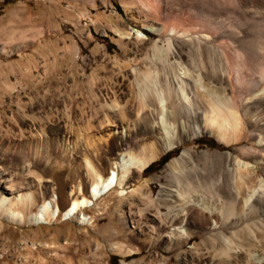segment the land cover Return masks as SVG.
I'll use <instances>...</instances> for the list:
<instances>
[{"label": "bare ground", "instance_id": "1", "mask_svg": "<svg viewBox=\"0 0 264 264\" xmlns=\"http://www.w3.org/2000/svg\"><path fill=\"white\" fill-rule=\"evenodd\" d=\"M235 1L242 8L252 0ZM130 2L124 1L127 10ZM159 18L145 13L140 19L161 36L154 42L139 28H116L122 36L135 35L129 47L133 55H141V44L147 41L153 45L158 61L153 59L149 66H143L145 69L137 66L136 59L127 58L125 64L116 62L120 64L111 85L95 87L97 72L92 73L89 91L93 100L88 108L79 109L87 133L76 132L63 118L53 122L49 132L43 129L42 134L31 129L27 132L22 126L11 133L0 122L1 159L17 154L29 169L43 159L41 150L51 148L59 154L72 153L80 164L86 163L90 178L89 195H77L72 188L67 195L69 204L62 211L50 184L28 180L18 186L11 174L14 172L0 170V215L22 224H40L51 223L62 211L64 220L92 224L84 211L95 204L102 192L118 187L122 188L119 195L140 197L148 207L150 193L144 194L137 183L143 172L163 153L210 134L231 149L203 150L199 154L186 148L167 163L166 176L174 184L162 181L164 175L145 179L148 183L152 179L162 181L160 200L166 210L156 213L165 215L170 226L165 236L170 243L181 236L189 237L184 225H193L204 231L205 245L223 264H264V16L247 27H225L216 35L169 27ZM223 40L241 51L245 59L241 69L231 68ZM237 67L234 65L235 70ZM19 113L21 124L30 128L32 123L22 107ZM169 128L175 129V135L168 133ZM109 158L122 166L121 174L117 169L110 175L103 174L100 165ZM219 165L231 166L229 172L217 169ZM3 188L10 193L7 195ZM200 188L215 206L210 204L212 201L202 205L186 198L188 190ZM178 201L182 203L176 208ZM119 220L127 235H139L125 213L119 214ZM153 234L141 239L147 247L158 238ZM119 247L112 245L114 249ZM184 253L185 250L180 252ZM202 260L204 264L213 263L209 254Z\"/></svg>", "mask_w": 264, "mask_h": 264}, {"label": "rangeland", "instance_id": "2", "mask_svg": "<svg viewBox=\"0 0 264 264\" xmlns=\"http://www.w3.org/2000/svg\"><path fill=\"white\" fill-rule=\"evenodd\" d=\"M124 1H131L130 10ZM246 5L250 12H246ZM263 7L262 0H252L242 8L235 0H0L1 125L4 129L9 128L11 133L18 132L22 126L27 132L31 129L35 134H42L43 129L49 132L54 127L53 122L63 118L76 132L87 133L79 109L90 105L92 73L97 72L95 87L111 85L120 64L116 62L125 64L127 58L136 59L137 66L145 69L153 59L158 61L152 44L142 43L141 55H133L129 47L135 35L129 38L116 30L135 27V30L139 28L146 32L153 42L159 40L161 36L140 21L145 13L160 17V21L169 27L216 35L228 26L252 25L259 17L263 18ZM223 44L230 66L233 65L231 68L234 71L241 69L245 63L241 51L227 40H223ZM234 65L239 67L235 70ZM21 107L32 123L30 128L20 122ZM168 131L175 135L174 128ZM186 148L201 154L203 150L226 151L231 146L214 135L202 134L197 141H188L163 153L137 181L144 194L150 193V205L147 207L137 196L119 195L121 187L102 192L95 204L91 203L84 211L92 224L63 219L62 211L69 204L67 195L72 188L77 195H89L86 163L80 164L74 154L44 149L41 150L43 159L35 161L29 169L17 154L0 158V170L14 172L11 174L16 185H23L28 180L50 184L62 209L60 216L51 223L22 224L0 215V264H125V261L134 264H204L202 258L208 254L213 257L211 264H223V260L214 256L212 249L205 245V233L200 227L184 225L190 236H181L170 243L165 236L170 230L165 215L156 213L166 210L164 201L160 200L162 181L175 183L166 176L167 163ZM230 167L219 165L216 168L228 173ZM100 169L104 175H110L114 169L122 173V166L113 158L102 163ZM155 175H164V178L162 181L152 179L149 183L145 180ZM3 190L7 195L11 191ZM203 192V188L188 190L186 198L208 205L212 200ZM178 202H175L176 208L182 203ZM210 204L215 206L214 201ZM216 206L220 207V204ZM122 212L139 235H127L119 220ZM153 232L158 238L153 246L147 247L141 239ZM113 244L120 247L114 249ZM183 250L184 256L180 254Z\"/></svg>", "mask_w": 264, "mask_h": 264}, {"label": "trees", "instance_id": "3", "mask_svg": "<svg viewBox=\"0 0 264 264\" xmlns=\"http://www.w3.org/2000/svg\"><path fill=\"white\" fill-rule=\"evenodd\" d=\"M165 159H167V156L164 158V160H165ZM166 161H167V160H166ZM166 161H165V162H166ZM152 165H153V163H152L147 169H151Z\"/></svg>", "mask_w": 264, "mask_h": 264}]
</instances>
